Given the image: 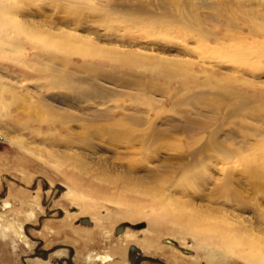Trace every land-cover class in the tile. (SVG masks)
I'll return each instance as SVG.
<instances>
[{"label": "rangeland", "instance_id": "obj_1", "mask_svg": "<svg viewBox=\"0 0 264 264\" xmlns=\"http://www.w3.org/2000/svg\"><path fill=\"white\" fill-rule=\"evenodd\" d=\"M32 2L51 34L0 12V264L264 256V0Z\"/></svg>", "mask_w": 264, "mask_h": 264}, {"label": "bare ground", "instance_id": "obj_2", "mask_svg": "<svg viewBox=\"0 0 264 264\" xmlns=\"http://www.w3.org/2000/svg\"><path fill=\"white\" fill-rule=\"evenodd\" d=\"M32 1L33 2L31 4H33L34 1H37V2L40 1V2L44 3L43 5H45L48 2H50V0H32ZM40 2H39V5H41ZM61 4H65V3L60 2L59 5H61ZM33 7H35V6H33ZM60 7H62V5L61 6H58V8H60ZM66 8L67 9H70L68 7H66ZM4 11L9 15V17H11L12 19H14L15 21L20 22V18L22 17V20L23 21H21V22L24 23L25 26L31 32H38L39 31V32H42L44 34L45 33H47V34H51L52 33V29L47 24H45V23L39 24L38 22L35 21L34 18H31V17H34L35 15L31 14V12H30L31 9L30 8H26V0H8V3L6 5H4L2 9H0V12H4ZM25 12H26V14H24ZM29 18H31V19H29ZM70 35H73L75 37H79L76 34H71L70 33ZM91 39H93V38H91ZM96 46H99V45H96ZM78 47H80V46H78ZM87 47H89V46L87 45ZM100 48L102 50V47L101 46H100ZM123 48H121V49H123ZM115 49H118V48H115ZM124 51H126V50H124ZM92 52H94V51H92ZM150 52L151 51H149V53ZM155 57H158V56H155ZM173 60H175V59H173ZM224 60H226V59H223L222 61H224ZM160 62H163V60H161ZM173 63H174V61H173ZM166 64L168 65V63H166ZM219 66H221V65H219ZM253 74H255V73L253 72ZM80 215H83V213H81ZM224 222H226L225 219H224ZM124 238L125 239L127 238L129 240V237H127V233L126 232L124 233V235H122L121 237H119V239H124ZM136 238H138V237H136ZM253 240H255V241H253ZM258 243H259V240H258ZM258 243H257V238L255 236H253L252 237V240H250V239L245 240L244 239V240H242V242H240V244H235L236 245V248L235 249L229 247L227 250H224V249L223 250H220V249H217V248H215L213 246H210V245H207V244L206 245L201 244V246L203 247L202 248V252H203V255H204L206 261L208 262V264H224L225 259H227L226 257H235L236 254H239L238 258L241 261H243L244 264H264V256H262V253L260 252L261 251V248H260V245ZM260 243H262V242H260ZM142 249L144 250V248H142ZM107 260H110V258H107ZM168 261L169 262L170 261L172 262L173 260H171V258H170V259H168Z\"/></svg>", "mask_w": 264, "mask_h": 264}, {"label": "water", "instance_id": "obj_3", "mask_svg": "<svg viewBox=\"0 0 264 264\" xmlns=\"http://www.w3.org/2000/svg\"><path fill=\"white\" fill-rule=\"evenodd\" d=\"M81 224H83V225H87V226H91V222L89 221V219L88 218H84V219H82L81 220ZM125 226L123 225V226H120L119 228H117V230H116V235L117 236H120L121 234H123V232L125 231ZM171 244H174L175 245V243L174 242H171Z\"/></svg>", "mask_w": 264, "mask_h": 264}]
</instances>
